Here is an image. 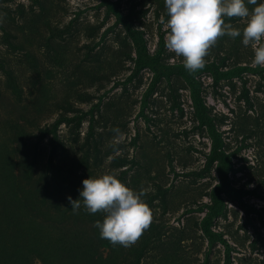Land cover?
I'll return each mask as SVG.
<instances>
[{
  "label": "rangeland",
  "instance_id": "374dc122",
  "mask_svg": "<svg viewBox=\"0 0 264 264\" xmlns=\"http://www.w3.org/2000/svg\"><path fill=\"white\" fill-rule=\"evenodd\" d=\"M0 16V264H264V67L241 37L190 75L164 0H0ZM106 173L148 192L129 248L67 199Z\"/></svg>",
  "mask_w": 264,
  "mask_h": 264
},
{
  "label": "clouds",
  "instance_id": "9594fccd",
  "mask_svg": "<svg viewBox=\"0 0 264 264\" xmlns=\"http://www.w3.org/2000/svg\"><path fill=\"white\" fill-rule=\"evenodd\" d=\"M167 21L165 47L175 57L182 58V66L192 75L206 66V57L221 37L233 40L241 37L244 47L254 53L251 63L264 67V2L258 0H164ZM251 6V7H249ZM233 19L243 22L242 28L233 26ZM2 22V16H0ZM114 141L109 147L119 152L124 133L112 128ZM79 198L68 202L74 214L83 207L89 214H103L94 222L99 237L112 246H134L153 222L151 208L145 202L144 187L138 191L126 186L113 174H101L82 180Z\"/></svg>",
  "mask_w": 264,
  "mask_h": 264
}]
</instances>
